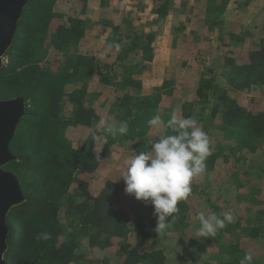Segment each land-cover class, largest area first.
<instances>
[{
    "label": "trees",
    "instance_id": "16d2710c",
    "mask_svg": "<svg viewBox=\"0 0 264 264\" xmlns=\"http://www.w3.org/2000/svg\"><path fill=\"white\" fill-rule=\"evenodd\" d=\"M210 1L206 32L222 50L219 67L206 64L204 70L197 69L195 98L167 108L161 103L171 99L174 81H163L147 96L132 94L141 90L139 76L153 60L155 33L123 28V21L109 17L110 42L113 47L121 44V49L114 47V62L100 69L92 52L85 49L83 26L96 25L91 20L96 15L93 9L104 10L110 0H71L70 5L63 0H28L0 70V99L22 97L26 112L10 143L15 160L3 168L15 174L25 197L7 217L6 264H30L36 259L35 264H79L84 260V244L99 251L115 246L118 264H173L163 244L171 236L189 248L206 244L207 239L195 237L199 225H193L188 213L192 198L207 196L195 178L217 175L218 159L225 163L232 159L250 169L255 163L248 165L246 158H259L258 145L264 141V110L229 94L230 89L240 94L252 87L264 89V0L238 31L226 26L228 6L247 13L254 0ZM150 2L155 22L172 11L173 0ZM180 34L188 35L183 30ZM184 46L190 43L183 42ZM221 72L227 89L217 83ZM174 111L202 124L211 154L204 172L192 180L191 195L178 203L180 211L174 218L166 217L169 225L159 234L153 207L125 194L121 179L125 168L113 167V154L128 153L130 158L147 151L159 140L150 135L147 121L159 114L166 124ZM104 115L106 121L128 120V133L106 134L98 128ZM94 124L96 128H92ZM212 131L218 133L220 143ZM166 134L170 130L162 131ZM227 174L237 176L233 171ZM98 182L103 186L96 191ZM249 196L255 200L253 194ZM209 198L207 202H211ZM119 202L124 204L122 208ZM209 209L226 214L214 203H208ZM42 233L48 239L37 240ZM218 233L217 264H240L246 254L240 239L264 237V211L258 210L244 225L240 219L232 221Z\"/></svg>",
    "mask_w": 264,
    "mask_h": 264
},
{
    "label": "rangeland",
    "instance_id": "374dc122",
    "mask_svg": "<svg viewBox=\"0 0 264 264\" xmlns=\"http://www.w3.org/2000/svg\"><path fill=\"white\" fill-rule=\"evenodd\" d=\"M261 1L254 0L247 13L235 12L234 6L229 5L230 14L227 17V28L233 31L240 30L241 26L246 25L250 16L257 11L256 7L261 4ZM63 2L70 5L71 0H63ZM211 7L210 0H173L170 14L165 19L155 22L154 17L150 14L152 8L150 0H110V4L104 10L102 8L93 9L96 15L95 19L91 20L96 25L84 24L85 49L92 52L95 65L98 68L103 69L111 66L115 60V50L108 35L111 23L109 17L114 18L113 20L123 21V28H134L136 32L142 33H155L152 46L153 60L148 63L147 68L139 76L142 84L141 90L138 94L135 92L132 94L150 95L153 89L159 87L163 81L171 80L174 81L172 97L162 102L161 106L177 108L181 102L192 101L195 98L194 86L198 78L197 69L204 70L207 67L206 64L214 68L219 67L217 61L222 50L215 46V39L209 37L206 32L205 17L211 13ZM182 30L188 34L186 37L180 34ZM183 42L190 43V46L182 47ZM184 61L186 65L182 66ZM222 73L218 76L217 83L220 84L221 89H227ZM110 91L112 90L109 89ZM229 94L231 97L240 98L243 104L251 103L256 110H264V89L261 87H252L250 91L241 94L230 89ZM110 97L113 98L112 95ZM107 104L104 106V111L108 109ZM208 113L209 111L205 112L206 115ZM105 117L104 115V120ZM96 126L97 124H94L92 128H96ZM212 134L220 143L221 139L218 137V133L212 131ZM150 135L152 138H158L155 137L156 134L152 129ZM258 147L259 158L253 156L246 158L248 165L250 162H252L251 164L255 163L250 169L249 166L238 165L232 159L226 163L218 159L215 164L217 175L209 178L200 176L195 178L198 180V185L206 189L207 196H195L190 202L192 208H189L188 213L193 225H198L195 220L197 211L207 212L208 203H214L225 213H234L233 221L240 219L243 225L250 219H254L258 210L264 211V141ZM127 155L129 154H113V167L123 166L125 168L127 159L124 161L123 158H128ZM227 171H233L237 176L232 177L227 174ZM245 171L252 173L251 176L244 174ZM102 186V182L94 185L96 191ZM250 194H253L255 200L249 199L251 198ZM208 198V201L211 202H207ZM123 205L122 202L118 204L120 208ZM206 239L207 242L204 246L189 248L180 238L171 236L163 242L167 249L166 257L173 264H179V261L181 264H217V259L214 256L219 253V250L215 237ZM240 247L245 253H252L253 261L264 264V237L255 241L242 238ZM116 249L113 246L106 251H99L84 244V260L79 264H118Z\"/></svg>",
    "mask_w": 264,
    "mask_h": 264
},
{
    "label": "clouds",
    "instance_id": "9594fccd",
    "mask_svg": "<svg viewBox=\"0 0 264 264\" xmlns=\"http://www.w3.org/2000/svg\"><path fill=\"white\" fill-rule=\"evenodd\" d=\"M114 47L119 51L121 44ZM147 124L159 140L152 142L147 151L126 160L121 179L126 195L153 207V215L157 218L155 231L163 234L169 225L165 223L166 217L174 218V214L180 211L177 205L191 195L193 178L205 170V160L211 154L210 139L195 117L185 118L175 111L166 124L159 114L152 116ZM98 127L112 137L123 136L128 133L129 121L117 123L114 119H102ZM164 129L170 130V134L161 135ZM94 139L99 137L94 136ZM195 220L199 225L195 237L206 239L215 237L234 220V216L230 212L217 214L209 209L207 212L197 211ZM36 239H48V234H38ZM252 261L253 255L249 252L240 264H252Z\"/></svg>",
    "mask_w": 264,
    "mask_h": 264
},
{
    "label": "water",
    "instance_id": "95a60500",
    "mask_svg": "<svg viewBox=\"0 0 264 264\" xmlns=\"http://www.w3.org/2000/svg\"><path fill=\"white\" fill-rule=\"evenodd\" d=\"M28 0H0V70L10 49ZM22 97L0 99V264H6L4 255L8 250L7 237L9 212L25 201L20 182L14 173L3 168L15 157L10 153V143L25 116ZM38 259L30 264H35Z\"/></svg>",
    "mask_w": 264,
    "mask_h": 264
}]
</instances>
